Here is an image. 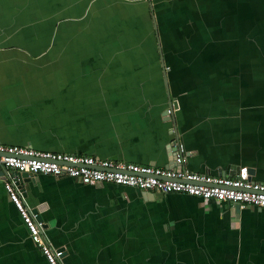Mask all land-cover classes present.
Wrapping results in <instances>:
<instances>
[{"label": "crops", "instance_id": "obj_1", "mask_svg": "<svg viewBox=\"0 0 264 264\" xmlns=\"http://www.w3.org/2000/svg\"><path fill=\"white\" fill-rule=\"evenodd\" d=\"M173 139L188 171L264 180V0H0L1 143L169 167ZM16 190L61 264H264V208L48 174ZM0 264H48L1 178Z\"/></svg>", "mask_w": 264, "mask_h": 264}, {"label": "built area", "instance_id": "obj_2", "mask_svg": "<svg viewBox=\"0 0 264 264\" xmlns=\"http://www.w3.org/2000/svg\"><path fill=\"white\" fill-rule=\"evenodd\" d=\"M169 145L174 148V166L157 167L92 155L36 150L0 142V170L7 173L17 170L29 174L68 176L87 185L110 183L163 194L185 193L203 200L264 208V182L188 171L183 167L185 155L182 143L173 139ZM3 188L24 223L31 241L47 263L61 264L62 249L47 243L40 232L39 223L25 206L10 177L3 180Z\"/></svg>", "mask_w": 264, "mask_h": 264}, {"label": "water", "instance_id": "obj_3", "mask_svg": "<svg viewBox=\"0 0 264 264\" xmlns=\"http://www.w3.org/2000/svg\"><path fill=\"white\" fill-rule=\"evenodd\" d=\"M176 106L175 104V101L171 100L170 98H168V101H167V108H165L163 110V115L165 117V119H171V109L174 108ZM168 146V153L171 155L172 159H171V166H174L173 165V153H174V148L171 147L169 144L167 145ZM184 148V147H183ZM188 152H186V150H184V155H185V158L188 156ZM227 174V175H226ZM254 174V169L253 168H249V167H243V168H240V167H237V166H234V165H230L227 167V169H223L222 171H218L217 175H214V176H237V177H240V178H244L246 180H250V181H254L252 180V176ZM32 175H35V174H29L27 172H24V171H17V170H10L9 173H7L6 171L4 170H0V178L1 179H6L7 177H10V179L13 181L14 185L16 186V188L21 192V194L23 195V182L27 181V180H32ZM264 180H262L263 182ZM135 192L139 195H152V192L151 191H145V190H141V189H138V188H134ZM260 208V207H258ZM30 212L31 214L34 215V218L36 220V222L39 223V228H40V232H41V229L44 228L45 225H43L41 223V218L40 216L38 215L36 209H30Z\"/></svg>", "mask_w": 264, "mask_h": 264}]
</instances>
